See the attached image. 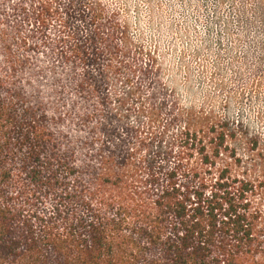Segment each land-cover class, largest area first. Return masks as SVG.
Returning <instances> with one entry per match:
<instances>
[{
    "label": "trees",
    "instance_id": "obj_1",
    "mask_svg": "<svg viewBox=\"0 0 264 264\" xmlns=\"http://www.w3.org/2000/svg\"><path fill=\"white\" fill-rule=\"evenodd\" d=\"M61 2L0 20V264H264L262 183L226 125L204 138L185 127L153 151L161 110L140 87L154 58L130 56L116 14ZM73 19L93 27L83 49ZM132 113L146 130L124 122Z\"/></svg>",
    "mask_w": 264,
    "mask_h": 264
},
{
    "label": "rangeland",
    "instance_id": "obj_2",
    "mask_svg": "<svg viewBox=\"0 0 264 264\" xmlns=\"http://www.w3.org/2000/svg\"><path fill=\"white\" fill-rule=\"evenodd\" d=\"M38 1L0 0L1 22L12 26L20 20L18 12L31 11ZM92 1L104 8V15L116 14L115 36L125 31L130 56L143 64L147 55L155 60L140 87L144 97L153 92L152 104L161 110L157 131L164 136L153 151L170 150L185 127L204 138L212 123L225 124L243 170L262 183L255 200L264 208V16L255 12L256 0ZM257 2L264 6V0ZM72 24L83 49L93 27L84 19H73ZM50 34L55 38L53 31ZM93 64L84 69L98 85L102 73ZM126 92L124 85L112 88L115 98ZM110 106L116 108L112 101ZM124 122L134 130L148 125L145 116L137 119L133 113ZM113 130L103 137L105 142L116 144Z\"/></svg>",
    "mask_w": 264,
    "mask_h": 264
}]
</instances>
